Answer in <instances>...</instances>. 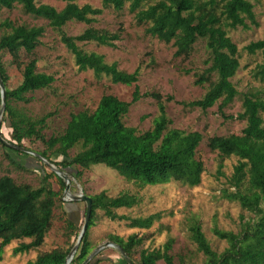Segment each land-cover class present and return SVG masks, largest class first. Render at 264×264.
<instances>
[{"label": "trees", "instance_id": "16d2710c", "mask_svg": "<svg viewBox=\"0 0 264 264\" xmlns=\"http://www.w3.org/2000/svg\"><path fill=\"white\" fill-rule=\"evenodd\" d=\"M39 1L0 0V75L6 86L3 120L9 121L7 127L10 128L12 143L23 148L24 140L42 142L45 149L40 154L62 172L74 170L77 180L82 176V169L104 165L116 170L123 179L141 186L181 182L194 187L200 184L203 172L202 163L196 157L202 136L196 131L169 128L171 120L165 107L173 102L205 112L216 103V109L225 119L245 122L238 135H212L206 138V144L211 152L216 151L221 158H236L228 180L229 187L234 190L223 189L222 196L235 202L250 216L247 219L240 217L239 229L235 233L223 231L217 226L211 229L212 235L226 245L220 251L212 249L197 220H191L188 226V239L203 257L200 264H264V100L254 91L236 92L231 79L239 67V51L227 36L228 30L245 28L246 21L255 23L251 0H101V8L86 3L79 5L77 0H59L64 3L62 10ZM126 7L134 16L135 24L144 26L145 34L173 46L174 58H187L198 41L205 43L209 55L204 64L208 67L199 74H193L196 86L207 87L199 99L174 101L172 96H162L154 90L139 93L138 69L131 73L121 71L116 62H105L102 55L88 52L79 45L82 42L116 47L120 31L96 29L93 24L105 9L122 12ZM15 8L34 20L44 19L72 52L79 71H92L95 76L108 77L115 84L134 85L130 100L124 102L113 94L102 95L94 111L84 108L72 112L62 133L46 138L43 130L52 114L33 118L13 104L29 103V93L52 87L55 82V77L50 73L36 71L37 59L33 57L41 44L44 26L16 25L9 17L1 19L4 9ZM71 21L84 23L86 27L77 35L67 36L63 28ZM245 50L261 54V63L256 65L253 74L259 82L264 83V33L261 40L251 41ZM5 54H9L11 62L21 70L23 80L18 87H8L10 77L2 61ZM23 56L27 59L25 62ZM237 96L242 111L236 117L225 116L223 109ZM142 97H150L154 101L157 115L149 128L138 132L125 126L124 118L129 107ZM1 137L7 140L2 125ZM76 147H79L78 151L72 157L70 153ZM1 151L16 169L27 170L15 161L11 153L23 155L26 152L0 141ZM53 156L62 159L51 161ZM53 175L44 174L38 188L18 184L8 174L0 176V263L4 258L3 249L12 241L29 240L13 248L15 255L37 250L43 244L46 232L52 226L53 208L60 193L54 190L49 181ZM57 180L65 189V181L58 176ZM89 198L91 219L71 264L85 262L94 250L89 241V230L96 223L97 211L108 219L128 221L130 229L138 230L150 228L161 218L153 213L134 219L117 214L116 209H130L138 203L134 196L127 193L108 196L106 192H101ZM63 214L68 213L63 211ZM66 223L70 234H79L80 226L70 219H66ZM109 241L119 245L132 264H174L171 254L173 240L170 238L159 248L141 249L137 261L132 257L142 243V237L130 234L122 239L119 235L111 234ZM70 250L41 251L35 260L25 264H65ZM100 262V259L94 258L88 264Z\"/></svg>", "mask_w": 264, "mask_h": 264}, {"label": "rangeland", "instance_id": "374dc122", "mask_svg": "<svg viewBox=\"0 0 264 264\" xmlns=\"http://www.w3.org/2000/svg\"><path fill=\"white\" fill-rule=\"evenodd\" d=\"M41 3L50 4L52 7L62 10L64 3L59 0H40ZM254 4L255 23L246 21L245 28L237 27L228 30L227 36L236 44L239 55V67L236 75L231 79L237 93L254 91L264 100V83L259 82L254 76L257 64L261 63L260 53H249L245 50L247 44L262 38L264 33V1L251 0ZM79 5L88 4L94 8H101V0H77ZM9 17L16 25L44 26V33L40 37V46L37 47L33 57L37 59L36 71L50 73L55 77L52 87L29 93V103H15L18 110L25 112L33 118L41 117L48 113L49 117L43 130L45 137L62 133L66 124L70 121L72 112L82 109L94 111L102 95L113 94L120 101L128 102L131 98L134 85L125 86L113 83L108 77L99 78L92 71H79L72 52L60 41L59 34L53 31L44 19H36L24 15L19 8L13 10L4 9L1 19ZM134 16L128 12L127 7L122 12L114 9H105L93 24L96 29L114 32L120 31V39L116 40V47L98 46L80 42L88 52H95L104 57L105 62H116L119 70L131 73L138 69V91H151L162 96L170 95L174 99L193 101L199 99L205 86L194 84V73H201L208 65L204 64L208 51L205 43L200 40L194 46L193 53L187 58H174L175 49L171 44L167 45L144 33V26H137ZM84 23L71 21L64 28L67 36L77 35L84 30ZM25 55V54H24ZM25 62L27 59L22 57ZM2 61L9 78L8 87H18L23 80L21 70L11 62L9 54L2 57ZM240 98L237 96L224 110L225 116H234L242 111ZM129 112L124 118L125 126L135 128L142 132L150 127L153 118L157 115L154 101L150 97H142L138 102L129 107ZM168 118L171 120L169 128L183 131H196L201 134L202 140L197 148L196 157L202 163L203 172L199 185L190 187L181 182H170L163 185H144L134 181H127L119 176V173L104 165H93L89 169H82L79 180L74 177V170L64 172L71 181V193H83L85 196L106 192L107 195L116 196L119 193H127L137 199V204L130 209H116L120 216L130 219L144 218L149 214L160 215V220L144 230L130 229L128 221L112 220L97 211L95 225L89 230V241L94 250L109 243V235H119L125 239L130 234L142 237L143 241L135 250L134 261L139 259V252L144 248H159L168 238L173 240L171 254L174 264H200L203 261L201 254L188 239V226L191 220H197L201 226V232L211 245L212 249L222 250L226 245L223 240L212 235L214 226L223 231L237 232L240 225V217L249 218L250 214L242 211L235 202L223 198V189L234 190L229 187L228 180L232 168L236 164V158H221L220 155L211 152L206 144V138L212 135H238L245 122L225 119L216 109V103L203 112L199 109H188L173 102L165 107ZM4 117V115H3ZM2 132L7 140L14 142L10 137L9 121L2 119ZM22 147L40 154L45 146L42 142H30L24 140ZM74 148L70 155L78 151ZM17 163L23 165L26 171L18 170L6 159L3 151L0 152V176L10 175L18 184H29L38 188L42 184L44 174H54L49 181L55 191H59V198L53 208V221L44 237L43 244L37 250L29 253L15 255L13 248L20 243H28L29 240L12 241L3 249V261L0 264H25L35 260L41 251L54 249H73L78 235L67 231L66 219L75 222L83 228L85 223L86 205L83 200L71 201L65 195L57 175L39 157L33 154H15L11 152ZM51 161H61L62 158L53 156ZM48 161V160H47ZM49 162V161H48ZM220 173L217 172L219 165ZM51 164V163H50ZM53 165V164H52ZM54 166V165H53ZM55 167V166H54ZM57 168V167H55ZM79 169V168H78ZM63 211L68 214H63ZM80 232V231H79ZM70 250V251H71ZM100 259V264H124L119 250L114 246L106 247L95 256ZM158 264H164L158 262Z\"/></svg>", "mask_w": 264, "mask_h": 264}, {"label": "water", "instance_id": "95a60500", "mask_svg": "<svg viewBox=\"0 0 264 264\" xmlns=\"http://www.w3.org/2000/svg\"><path fill=\"white\" fill-rule=\"evenodd\" d=\"M5 83L3 81V78L1 77L0 75V141L2 144H5V145H8L10 147H14L16 149H19V150H22L28 154H33L35 155L37 158L39 157L45 164L48 165V167H50V169L58 176L60 177L63 181H65L66 183V188H65V195L67 197H69V199L71 201H74V200H83L85 202V205H86V209H85V223L83 225V228L80 229V232L78 234V237H77V241H76V244L74 246V248L71 250V253L68 255L67 257V260H66V263L65 264H71L72 260L74 259V256H75V252H76V248L79 244V242L81 241L83 235L85 234L88 226H89V222H90V219H91V199L87 196H85V194L83 193H79V194H74L72 195L71 193V181H69L68 177L66 176V174L60 170H58L57 168H55L52 164H50V162H48L45 157H43L41 154H36L34 152H31L25 148H20V147H17L15 146L14 143L12 142H9L8 140L4 139L1 137V125L3 124L2 122V119H3V115H4V108H5ZM109 246H114L117 250H119L120 254L122 255V258L123 260L126 262L125 264H132L131 260L129 259V257L127 256V254L121 250V248L119 247V245H116L112 242H109V243H105L99 247H97L95 250H93L92 254L89 256V258L81 263V264H88L90 263L94 258L95 256L100 252V250L106 248V247H109Z\"/></svg>", "mask_w": 264, "mask_h": 264}]
</instances>
